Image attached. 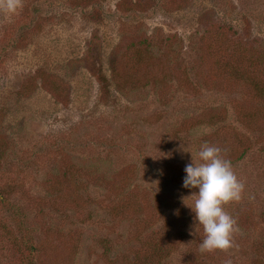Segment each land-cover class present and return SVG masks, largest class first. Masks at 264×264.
<instances>
[{"label":"rangeland","instance_id":"obj_1","mask_svg":"<svg viewBox=\"0 0 264 264\" xmlns=\"http://www.w3.org/2000/svg\"><path fill=\"white\" fill-rule=\"evenodd\" d=\"M205 143L244 185L227 250L182 202ZM228 262L264 264V0L0 12V264Z\"/></svg>","mask_w":264,"mask_h":264},{"label":"clouds","instance_id":"obj_2","mask_svg":"<svg viewBox=\"0 0 264 264\" xmlns=\"http://www.w3.org/2000/svg\"><path fill=\"white\" fill-rule=\"evenodd\" d=\"M20 5L21 0H0V12L14 14ZM221 153L217 146L202 144L196 159L191 154L192 162L184 168L182 187L196 191L190 195L194 197L191 205L186 204V197H182V202L203 230L201 252L229 249L233 234L238 231L236 220L224 210V205L240 201L244 185L237 179L230 160Z\"/></svg>","mask_w":264,"mask_h":264},{"label":"trees","instance_id":"obj_3","mask_svg":"<svg viewBox=\"0 0 264 264\" xmlns=\"http://www.w3.org/2000/svg\"><path fill=\"white\" fill-rule=\"evenodd\" d=\"M257 96V95H256Z\"/></svg>","mask_w":264,"mask_h":264}]
</instances>
